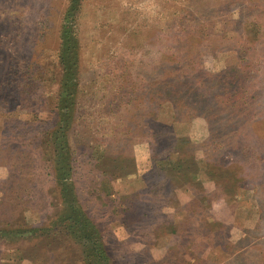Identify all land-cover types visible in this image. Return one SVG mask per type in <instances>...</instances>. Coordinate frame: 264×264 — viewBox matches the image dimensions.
<instances>
[{"label":"rangeland","instance_id":"374dc122","mask_svg":"<svg viewBox=\"0 0 264 264\" xmlns=\"http://www.w3.org/2000/svg\"><path fill=\"white\" fill-rule=\"evenodd\" d=\"M70 1L0 0V264H85L42 141ZM78 3L76 128L135 163L103 191L73 159L114 263L264 264V0Z\"/></svg>","mask_w":264,"mask_h":264},{"label":"trees","instance_id":"16d2710c","mask_svg":"<svg viewBox=\"0 0 264 264\" xmlns=\"http://www.w3.org/2000/svg\"><path fill=\"white\" fill-rule=\"evenodd\" d=\"M70 2L69 10L62 18L59 33L60 47L57 57L60 77L55 101L56 115L50 123H42L50 126L46 128L45 134H42V141L46 140V149L51 151L53 175L60 200V210L51 224L61 225L62 234L77 243L81 242L85 264H115L109 254L104 233L91 219L80 201L78 187L74 181L76 161L73 159L82 157L81 163L91 161L87 172L96 175L97 184L103 191L110 189V182L125 174L127 168H130L128 172L135 169V163L132 158L124 162L123 153L112 149L107 139L98 145V138L92 136L90 132H82L76 128L80 47L75 28V12L76 10L78 12L80 4L78 0ZM120 127H117L118 131H122ZM73 135L80 145L76 146V150L71 144ZM162 225L165 232H177L174 226H169L170 222L163 221ZM41 229L43 235L55 232L49 227ZM38 230L32 229V235L37 236ZM62 234L59 235L62 237Z\"/></svg>","mask_w":264,"mask_h":264}]
</instances>
